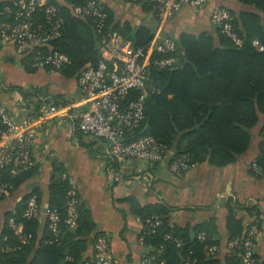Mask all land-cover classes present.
<instances>
[{
    "label": "trees",
    "instance_id": "trees-1",
    "mask_svg": "<svg viewBox=\"0 0 264 264\" xmlns=\"http://www.w3.org/2000/svg\"><path fill=\"white\" fill-rule=\"evenodd\" d=\"M17 1L19 0L0 3V21H13L12 13L18 9ZM90 1L92 0L44 1L45 5H52L57 9V16L63 21L59 36L49 45L69 59L68 64L55 70L65 78H77L82 69L87 66L96 67L103 60L97 48L100 36L95 32L93 21L76 18L70 13L71 7L83 6ZM236 1L253 8V11L241 12L239 16L230 11L233 29L242 40L240 47L218 29H214L212 34L182 33L177 39H173L176 44L174 53H153L151 61L170 56L176 62L172 68H149L144 120L130 134L132 140L151 137L168 151H174L172 159L186 155L192 165L207 163L217 168L234 164L237 157L250 148L251 130L259 123L260 116L264 115V51L259 52L252 46L253 41H258L264 47V0ZM132 2L147 7L157 18L156 7L150 0ZM100 7L107 16L106 28L118 32L135 47H147L153 40V32L144 26L134 30L128 24L113 25L112 12L101 5ZM43 10L44 7L37 9L31 21L33 27L42 24L43 32L47 33L50 26L46 23ZM37 49L42 53L47 52L46 47L36 48L35 51ZM34 57L30 53L20 59L22 70L26 74H34L39 69L33 67ZM43 68L52 70L49 67ZM21 94L25 100L31 99L30 94L23 91ZM260 135H264V122ZM258 151L255 163L264 170V141L259 143ZM35 174L34 166L26 169L8 166L0 170V181L10 185L13 194ZM63 174V168L54 164L48 185L47 210H56L62 219L65 217L67 194L71 188L68 177ZM30 196H35L37 203L41 205L40 193L33 190L15 205V214L12 215L10 210L3 215L0 264H86L90 259H85L84 254L95 225L77 193L74 197L77 225L75 229H68L61 223L62 236L59 243L53 244L50 243L48 217L45 214L42 215L45 222L44 235L39 242L37 233L41 217L29 220L21 217ZM4 199L5 197L0 198V202ZM127 202L131 214L141 222L142 231L139 236L153 229L151 225L158 222L154 233L143 235L141 244L149 249L148 254L155 253L163 264H240L236 253L207 257L206 248L214 245L222 247L214 219L193 227H179L171 222L172 208L165 204L141 206L134 198ZM247 212L256 217L251 225L258 226L259 214L256 207L247 209ZM10 217L16 222H22L23 233L32 236L29 244L18 247V238L7 226ZM242 230V222L228 208L225 245L242 236ZM200 234L204 236L201 241L197 239ZM166 236L171 239H166ZM4 238L7 239L4 241ZM175 239L181 241L180 247L174 243ZM6 246L18 249L3 252Z\"/></svg>",
    "mask_w": 264,
    "mask_h": 264
},
{
    "label": "crops",
    "instance_id": "crops-1",
    "mask_svg": "<svg viewBox=\"0 0 264 264\" xmlns=\"http://www.w3.org/2000/svg\"><path fill=\"white\" fill-rule=\"evenodd\" d=\"M11 1L14 0H0V3ZM98 2L112 12L113 25L128 24L134 30L144 26L153 32V40H173L182 33L212 34L214 29L209 21L212 5L237 16L253 11L252 7L236 0H212L198 10L185 7L162 24L154 12L131 0ZM20 59L12 45L0 43V99L15 122L29 117L37 123L38 133L32 145L36 174L0 202V229L4 213L33 190L40 193L43 212L48 209H45L48 185L56 164L63 168V175L72 180L82 206L90 212L95 225L88 238L85 259L93 258V240L99 235L108 241L115 264H141L142 256L149 249L139 241L141 222L131 214L127 202L134 198L141 206L165 204L171 207V222L179 227H193L214 219L222 247L226 243L228 208L242 222L244 234L256 219L247 209L256 207L259 233L255 238V257L257 264H264V170L252 167L258 157V145L264 141V135H260L264 115L251 130L250 148L226 167L196 164L187 173L175 176L168 169L173 150H169L165 160L158 164L133 160L116 163L103 140L83 136L74 121L62 122L56 115L48 114L50 105L79 111L89 109L76 78H65L58 71L44 68L26 74ZM21 91L30 94L31 99L25 100ZM44 230V217L41 216L37 242L43 238Z\"/></svg>",
    "mask_w": 264,
    "mask_h": 264
},
{
    "label": "built area",
    "instance_id": "built-area-1",
    "mask_svg": "<svg viewBox=\"0 0 264 264\" xmlns=\"http://www.w3.org/2000/svg\"><path fill=\"white\" fill-rule=\"evenodd\" d=\"M211 1L150 0L155 5L157 18L162 24L173 19L185 7L198 10ZM16 5L18 9L12 13L13 21H0V43L12 45L20 58L33 53L35 55L33 67L60 70L68 64V57L57 49H51L49 45L59 36L63 22L62 18L57 16V9L52 5H45L43 0H19ZM40 7H44L43 14L46 23L50 26L47 33L43 32L42 24L35 27L32 25V16ZM5 10L10 12L8 8ZM70 13L76 18L93 21L95 32L100 36L97 48L103 60L96 67H85L76 78L83 99L90 105L89 109L79 111L76 108H58L50 105L48 114L56 115L62 122L66 119L74 121L77 130L83 136L103 140L108 147L109 156L116 163L128 160L150 164L161 163L169 152L162 144L151 137L132 140L130 134L138 129L144 120L149 68L151 66L159 69L172 68L176 62L175 58L170 56L153 61L151 57L154 52L174 53L175 42L165 38L152 40L147 47H135L130 40L118 32L106 28L107 16L96 0L83 6H73L70 8ZM209 21L213 29H218L236 46L242 45V40L233 29V16L229 10L212 5ZM252 46L259 52L264 51V47L258 41H253ZM41 47H46L47 52L42 53L38 49L35 51L36 48ZM37 133L35 120L24 117L15 122L0 99V170L8 166L22 169L33 167L32 145ZM191 166L189 158L181 155L170 161L168 169L172 175L181 176L187 173ZM252 167L258 169L256 163H253ZM68 181L71 188L67 194L63 219L56 210L47 211V209L44 213L35 196L28 197L26 207L21 214L24 220L39 218L45 214L48 217L47 229L51 235V244L59 243L62 236L61 223L68 229H75L77 225L75 187L70 178ZM11 191L10 185L0 181V198L8 197ZM13 214L15 211L12 209ZM7 226L18 238V247L29 244L32 236L23 233L22 222H16L10 217ZM156 226H158L157 221L151 225L153 229L143 232V235L154 233ZM258 233L259 227L250 225L242 236L230 240L224 247L214 245L206 248V255L213 258L225 253H236L240 264H256L255 238ZM143 235L139 236L140 243L143 241ZM6 239L4 238V241ZM166 239L171 237L166 236ZM197 239L203 240V234L198 235ZM174 243L177 247L182 244L177 239ZM18 247L6 246L3 252ZM93 249L94 256L86 264H115L105 237L98 236L94 240ZM141 264H163V261L155 253H147L142 256Z\"/></svg>",
    "mask_w": 264,
    "mask_h": 264
},
{
    "label": "water",
    "instance_id": "water-1",
    "mask_svg": "<svg viewBox=\"0 0 264 264\" xmlns=\"http://www.w3.org/2000/svg\"><path fill=\"white\" fill-rule=\"evenodd\" d=\"M48 208V205H46L45 209ZM193 238V237H192Z\"/></svg>",
    "mask_w": 264,
    "mask_h": 264
}]
</instances>
